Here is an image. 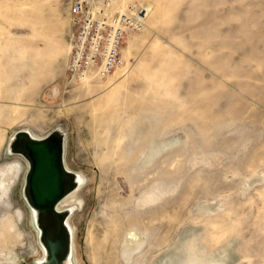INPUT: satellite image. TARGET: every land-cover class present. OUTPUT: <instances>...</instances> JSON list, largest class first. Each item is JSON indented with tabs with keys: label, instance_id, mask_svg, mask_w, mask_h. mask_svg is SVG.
I'll return each mask as SVG.
<instances>
[{
	"label": "rangeland",
	"instance_id": "374dc122",
	"mask_svg": "<svg viewBox=\"0 0 264 264\" xmlns=\"http://www.w3.org/2000/svg\"><path fill=\"white\" fill-rule=\"evenodd\" d=\"M71 3L0 0V264L44 254L9 151L26 130L66 132L86 177L77 264H264V0H115L145 26L89 83L69 74Z\"/></svg>",
	"mask_w": 264,
	"mask_h": 264
},
{
	"label": "water",
	"instance_id": "95a60500",
	"mask_svg": "<svg viewBox=\"0 0 264 264\" xmlns=\"http://www.w3.org/2000/svg\"><path fill=\"white\" fill-rule=\"evenodd\" d=\"M9 150L28 162L24 196L31 209L46 260L29 264H64L71 251L68 211H58L62 200L77 188L75 175L65 166V135L56 130L45 138H34L19 131L11 139ZM33 216V215H32ZM28 264V263H23Z\"/></svg>",
	"mask_w": 264,
	"mask_h": 264
},
{
	"label": "built area",
	"instance_id": "2783aa9c",
	"mask_svg": "<svg viewBox=\"0 0 264 264\" xmlns=\"http://www.w3.org/2000/svg\"><path fill=\"white\" fill-rule=\"evenodd\" d=\"M115 0H72L69 74L84 81L89 74L106 78L124 67L123 46L129 32L141 31L145 15L136 7L111 12Z\"/></svg>",
	"mask_w": 264,
	"mask_h": 264
},
{
	"label": "bare ground",
	"instance_id": "6f19581e",
	"mask_svg": "<svg viewBox=\"0 0 264 264\" xmlns=\"http://www.w3.org/2000/svg\"><path fill=\"white\" fill-rule=\"evenodd\" d=\"M30 6V5H29ZM33 6V5H31ZM30 6V7H31ZM29 8V7H28ZM26 9L25 12H27V8H24ZM32 10V8H31ZM34 10V9H33ZM24 10H22V13H23ZM36 11V10H35ZM40 11V10H38ZM37 11V12H38ZM24 12V13H25ZM36 12V13H37ZM148 12H150V10H148ZM33 15L35 14L34 11L32 12ZM27 14H30L29 13V10H28V13ZM26 15V13L24 14ZM28 16V15H27ZM29 18V17H28ZM95 79H98V75L95 74V73H92V74H89L88 77L82 81V83H89V82H92L93 80ZM101 79V78H99ZM19 131V130H18ZM27 131V130H26ZM29 133L34 137V138H37V139H42L41 137L39 136H36L34 135L31 131H29ZM66 133V132H65ZM64 133L65 135V148H66V134ZM13 137V136H12ZM45 138V137H43ZM159 149V148H158ZM10 151V150H9ZM161 149L159 150H155V151H152V156L156 157L159 153H160ZM159 152V153H158ZM10 153H12L10 151ZM12 156V155H11ZM151 158V157H150ZM18 163V162H17ZM17 163L14 165V168L12 167V172H16L18 170V166H17ZM65 166L66 168L69 170L68 166H67V163H66V160H65ZM29 169V168H28ZM28 169H26V174L28 172ZM25 178H26V175H24ZM76 179V183H77V188L74 192H72L70 195H68L64 200H62L60 202V204L58 205L57 209L58 211H68V213L71 215L74 213L75 209L77 208H82L83 207V204L82 202H80L79 200V196L78 194L83 190V187L85 186V182H86V177L83 176V175H78L75 177ZM29 210V209H28ZM33 215V218L36 219L37 218V212L36 211H33L31 213ZM32 219V217H31ZM70 217L67 219L66 221V224L68 226V229H69V233H70V237H71V251H70V255L68 257V259L64 262V264H77L78 262V259H77V248H76V243H75V237H76V229L72 226L71 224V221H70ZM34 226V225H33ZM39 234V233H37ZM38 236V235H37ZM36 236V237H37ZM39 240V239H38ZM141 245V243L137 242L136 243V248L137 249L139 246ZM43 247V246H42ZM40 252V251H39ZM43 256L38 260V262H42V261H45L46 260V251H45V248H43Z\"/></svg>",
	"mask_w": 264,
	"mask_h": 264
}]
</instances>
